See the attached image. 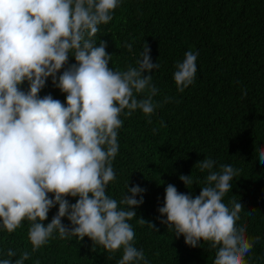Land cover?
<instances>
[{"label":"clouds","instance_id":"obj_1","mask_svg":"<svg viewBox=\"0 0 264 264\" xmlns=\"http://www.w3.org/2000/svg\"><path fill=\"white\" fill-rule=\"evenodd\" d=\"M120 2L0 0V228L12 233L28 221L32 252L58 233L60 239L88 237L93 251L97 245L110 253L122 249L117 264H149L143 249L134 246L129 223L137 217L134 209L144 203L146 189L128 184L119 201L106 190L116 179L113 160L119 150L121 115L139 110L151 117L172 98L154 99L159 89L152 72L160 65L153 63L147 43L136 66L124 71L109 66L113 55L106 51V41L97 46L99 26L113 20ZM125 47L131 52L133 45ZM70 54L76 63L65 68ZM198 55L187 51L175 64L178 92L194 83ZM49 77L66 94V105L51 94L39 95ZM25 81L27 91L21 88ZM258 160L264 164V147L258 150ZM215 165L210 157L195 164L200 172L207 170L195 197L168 184L158 218L191 247L208 242L215 250L214 264H247L245 258L260 237L249 238L247 226L237 225L243 205L236 196L224 200L241 170L221 164L215 171ZM179 179L188 189L194 184L193 175ZM69 196L78 199L70 203ZM56 205L57 214L45 226ZM65 217L70 226L62 223ZM136 222L159 231L143 217ZM30 255L25 250L13 261L17 252L10 248L0 264H25Z\"/></svg>","mask_w":264,"mask_h":264},{"label":"trees","instance_id":"obj_2","mask_svg":"<svg viewBox=\"0 0 264 264\" xmlns=\"http://www.w3.org/2000/svg\"><path fill=\"white\" fill-rule=\"evenodd\" d=\"M99 27L94 39L97 46L100 40L107 42L113 70L135 67L147 43L153 63L160 65L152 72L159 89L154 99L172 98L151 117L139 110L120 117L123 126L113 160L116 179L106 194L119 201L128 184L146 189L144 203L134 209L137 217L129 221L134 246L143 249L149 264H214L215 250L208 242L191 247L158 218L168 184L181 193L199 195L207 170L200 172L194 166L210 157L216 161L215 171L221 164L241 170L224 200L236 196L243 205L237 225L247 226L249 238L260 237L245 258L247 264H264V164L258 160V150L264 147V0H121L113 20ZM126 43L133 45L131 52ZM190 50L199 53L197 73L194 83L181 93L173 78L175 64ZM73 63L70 54L65 68ZM21 88L27 91L28 82ZM48 94L66 105V94L53 85L51 77L39 93L41 97ZM180 175H193L190 189ZM67 199L75 203L78 198ZM58 207L50 209L45 226ZM139 217L159 231L137 224ZM62 223L70 226L66 217ZM28 226L25 220L12 233L0 228V259L7 258L10 248L17 252L13 261L25 250L31 253L25 264H117L123 255L122 249L110 253L99 245L93 251L88 237L60 239L58 233L32 252Z\"/></svg>","mask_w":264,"mask_h":264}]
</instances>
